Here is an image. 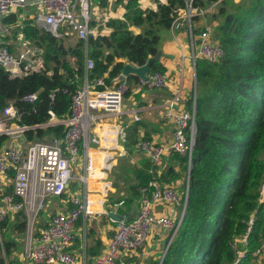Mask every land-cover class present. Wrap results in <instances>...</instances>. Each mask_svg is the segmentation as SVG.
<instances>
[{"label": "trees", "instance_id": "16d2710c", "mask_svg": "<svg viewBox=\"0 0 264 264\" xmlns=\"http://www.w3.org/2000/svg\"><path fill=\"white\" fill-rule=\"evenodd\" d=\"M155 9L142 8V0L122 5V19L108 18L94 35L83 41L69 42L68 37L55 39L43 30L24 22L26 41L43 52L45 68L51 75L34 73L12 79L0 67V113L13 102L23 113L20 124L36 126L49 119L52 109L57 119H66L71 110V97L84 78L92 85L97 80L111 86L126 63L137 67L153 59L160 45V34L169 31L183 0H164ZM213 2L215 0H208ZM106 8L104 0H92ZM118 4V3H117ZM224 15L225 9L219 8ZM94 24V23H93ZM131 28L141 30L133 34ZM201 31H194L197 35ZM219 37L226 56L219 62V78L201 69L199 81L205 86L196 93L195 134L188 182L185 213L171 241L162 264H264V251L255 255L264 244V198L259 201V187L264 175V0H252L247 8L229 14L220 25ZM86 52V53H85ZM93 67L85 69V60ZM199 68V65L198 67ZM167 69L160 60H151L147 74L165 75ZM128 84L137 85V77H127ZM129 91L125 96H129ZM37 94V100L23 103L24 95ZM53 95V102L50 100ZM193 96L185 106L190 108ZM141 123L127 126L125 148L131 152L141 139ZM61 125L25 132L26 142L62 138ZM7 138L0 136V149ZM170 165L158 180L172 185L188 176V159L174 153ZM174 166H178L176 171ZM152 164L140 158L132 164L129 157L118 160L117 178L113 184L115 196L124 198L118 215H131L132 205L139 199V189L152 175ZM14 172L9 173L12 179ZM12 193V186L4 189ZM18 202L19 199H16ZM253 224L248 232V221ZM82 226L80 220L77 224ZM40 226H43L40 224ZM87 226V225H86ZM5 232L0 235V264H18L14 254L21 252L19 243L25 237L26 216L14 214L0 223ZM44 228V226L42 227ZM246 237L245 244L240 240ZM85 257L90 262L101 253L102 244L93 229L85 228ZM21 242V241H20ZM82 237L76 236L74 249L80 250ZM243 254V257H238Z\"/></svg>", "mask_w": 264, "mask_h": 264}, {"label": "built area", "instance_id": "2783aa9c", "mask_svg": "<svg viewBox=\"0 0 264 264\" xmlns=\"http://www.w3.org/2000/svg\"><path fill=\"white\" fill-rule=\"evenodd\" d=\"M104 1L110 6L117 3L125 5L131 0ZM145 1L154 3L155 7L165 2ZM183 2L184 7L177 11L169 31L176 33L185 29L193 62L203 59L209 63H219L226 56L224 47L214 40L207 28L197 35L194 33L193 20L198 14L196 0ZM91 6L100 10L92 0H0V67L12 79L34 73L51 75L45 68L43 52L22 41L23 38L16 42L14 51L1 43L8 31V26L4 24L7 16L14 13L55 39L73 37L75 41H83L86 47L88 37L104 25V21L98 18L92 21ZM117 18L122 19V16ZM92 67L91 60L86 59L85 69ZM103 85L102 80L92 85L85 77L72 94L71 110L66 119H57L49 109L46 123L36 126L20 124L23 113L13 102L8 103L0 113V136L7 138L0 149V179L9 181L7 183L12 186L11 194H4L5 187L0 188V223L14 214L25 213L24 264H127L126 258L136 255L147 243L152 228L168 232L173 240L182 222L188 198L189 175L182 195L178 194L173 184L158 180L163 171V157L167 154L187 158L188 164H191L196 98L194 95L190 108L184 106L182 87L176 85L164 108V118L172 125V141L155 144L141 139L135 146L152 164L150 181L138 191L139 206L136 212L132 216L125 215L128 217L126 222L109 218L114 225L113 235L105 250L90 262L86 260L85 249L81 254L71 250L80 220L85 230L86 222L108 214L104 205L113 190L112 172L118 157L124 152L120 153V150L127 142V125L122 120V101L129 90L127 77L121 72L112 79L111 86L96 88ZM137 87L153 91L169 86L165 75L153 73L146 74L145 78L137 77ZM53 98L50 95L51 102ZM36 100V93L21 98L23 103L29 105ZM133 121H138L137 115H133ZM58 125L65 128L60 139L26 142L24 138L29 130ZM11 172H14L12 179L9 178ZM56 198L68 208L55 213L44 228L35 231V219L43 210L46 200ZM263 198L264 175L259 187V201ZM123 205V201H118L110 206L109 212L117 214ZM156 206L171 210L179 207L182 212L176 220L170 215H155L152 211ZM252 224L253 218L248 221V232ZM4 232L5 229L0 228V235ZM240 241L245 244L246 237ZM261 251H264V244L255 255Z\"/></svg>", "mask_w": 264, "mask_h": 264}, {"label": "crops", "instance_id": "0c3cea01", "mask_svg": "<svg viewBox=\"0 0 264 264\" xmlns=\"http://www.w3.org/2000/svg\"><path fill=\"white\" fill-rule=\"evenodd\" d=\"M251 1L252 0H215L213 2H209L208 0H196L195 5L196 7H198V14L193 20L194 31H203L207 28L210 31L211 36L214 38V40L220 44L221 40L219 37V28L225 20V17L229 14L238 13L242 9L247 8L250 5ZM141 6L142 8L148 9L156 8L154 6V3H147L145 0H142ZM219 8L225 9L224 15L218 14ZM199 11H201V14ZM123 13L124 11H122L121 13L122 16ZM25 21L27 20H23L22 17L20 18L14 13L4 19V24L8 26V31L1 39V43L4 46L8 47L11 51L15 50L14 45L17 41H19L20 38H23L22 41H26L25 36L23 34V27ZM131 31L135 35L141 33V30L138 28H131ZM20 34L22 36H20ZM184 41H187V43H189L185 29L176 33L164 31L160 34V45L158 48V53L154 57V59L160 60L167 69L165 76L168 79V88L146 91L140 89L139 87H137V85H134V83L132 82L128 84L129 89L131 88V91H129V96H124V98H127L128 102L130 101L132 103L131 107H128L126 105L125 107H123L124 115L122 117V120L124 124L127 126L130 125L133 122V115H137L138 121L139 123H141V126L138 129V136L143 137L145 135H148L151 141L155 144H166L172 141V125L167 122L164 118V108L168 98H170L171 96V91L175 88V86L181 85L182 92H184L183 104L185 106L187 98L194 95L196 98V93L198 92V89L203 86L200 84L199 81L200 74H202L200 72L201 69H204L205 72H207L209 75H212L214 77V81H216L220 76V71L217 67L219 63H209L203 59H197L198 61L193 62L190 58V49L183 45ZM198 65L199 68H197ZM189 67V73L188 75H186L185 68L189 69ZM186 78L187 86L185 83ZM123 150L124 152L121 153ZM120 153L121 157H129L132 164H136L140 158H145L138 152L136 147H134L131 152H128L124 146L120 150ZM169 155L170 154H167L163 157L162 170L168 167L171 163L169 160ZM118 160L119 159H117L116 165L112 172V184H114L117 178ZM174 167L176 171L179 170L178 166ZM7 182L9 181H4L3 179H0V188H4L7 185ZM173 186L178 192V194L182 195L185 191L184 177L173 183ZM114 190L115 189L113 186L112 192ZM112 192L109 194V196L112 195ZM137 201L138 200H135L134 204L137 203ZM57 202H59L60 204L58 203V206H56L54 214L59 211L64 212L68 208L67 206L61 203V200L57 199ZM120 209H123V206L119 208L118 211ZM136 210H132L130 216H132L136 212ZM105 211L109 213V204L107 205V210ZM118 211L116 215H118ZM152 212L155 215H170L171 217L177 220L180 217L182 210L179 207H176L175 209L171 210L170 208L163 209L160 206H156L154 207ZM123 216L125 217V215ZM102 217H104L106 220L105 224H101L100 226L99 224L96 225V229L92 227V225L87 224L86 226L88 229H93L97 234L102 244L101 253L105 250L108 240L113 235L114 229V225L109 221L110 217H108V214L97 216L92 222H95L97 219H99L97 220L98 222L100 221V218L102 219ZM48 221H40L37 224V228H35V231L42 229L43 226L45 227ZM92 222H90V224ZM40 224L43 226H40ZM75 232L76 236L82 237L83 243L80 250L74 249L73 245L71 250L75 254H81L82 250L85 249V230H83V227L79 228L76 226ZM169 239L170 234L168 232L163 231L157 227L152 228L147 243L142 249L137 252L136 255L126 258L127 264H160L162 258L165 256L164 254ZM163 246L165 247L163 248ZM22 251L23 250H21L20 255H23ZM22 260H20L19 258L18 264H22L20 263V261Z\"/></svg>", "mask_w": 264, "mask_h": 264}, {"label": "rangeland", "instance_id": "374dc122", "mask_svg": "<svg viewBox=\"0 0 264 264\" xmlns=\"http://www.w3.org/2000/svg\"><path fill=\"white\" fill-rule=\"evenodd\" d=\"M243 1H245V0H243ZM122 11H124L123 6L122 5H119V4L110 5V6H107L106 8H103V9L100 8L99 11L98 10H95L93 8V6L90 7V15H91L92 21H95L96 18H98L99 20H102V21H106L108 18H117L119 16H122L121 15ZM68 41L69 42H74L75 39L70 37L68 39ZM183 45L189 48V43H187V41H184L183 42ZM196 61H198V60H196ZM189 70H190V67H189V69L185 68L186 75H188ZM185 83H186V86H187V78H186ZM122 105H123V107H125V105L128 106V107H131L132 106V103L130 101L128 102L127 101V98H124L123 97ZM120 158H121V156L118 157V159H120ZM117 171H118V169H117ZM186 177H184V185H185V182H186ZM114 180H115V178H114ZM6 184H7L6 186L9 185V183H6ZM115 192L116 191L114 190L112 192V194L115 193ZM123 199L124 198H121V197H118V196H115V198L111 199V197L109 196L108 199H107L106 207L104 205V210H107V205L108 204H109V206H111V205H113L114 203H116L118 201H122ZM58 203L59 202H57V199H47L46 200L45 206H44L43 210L39 213L38 217L35 219L34 228H37V224L40 221L41 222H46V221L49 220V218L54 214L55 209H56V206H58ZM138 206H139L138 202L135 203V204H133L132 205L133 210H136L138 208ZM97 220H99V219H97ZM97 220L95 222H92L91 224H90V222H86L84 227L86 228V225L88 224V225H92V227H94L96 229V225L99 224V226H100L101 224H105V221H106L104 217H102V219L100 218V221H98V222H97ZM82 227H81V225H79V228H82ZM25 239H26V233H25V237L22 240L20 239L21 242L19 241V243H20V245L22 247V250L24 249L23 246L25 247V244H24L25 243ZM164 247L165 246H163V248ZM20 253L21 252H19V254H14V257L15 258H18V259L20 258V260H22L23 259L22 258L23 255L22 254L20 255ZM238 257H241V254H239ZM20 263L23 264L24 263L23 260L20 261Z\"/></svg>", "mask_w": 264, "mask_h": 264}, {"label": "water", "instance_id": "95a60500", "mask_svg": "<svg viewBox=\"0 0 264 264\" xmlns=\"http://www.w3.org/2000/svg\"><path fill=\"white\" fill-rule=\"evenodd\" d=\"M151 60H155L154 58L151 59ZM151 60H149L145 65L141 66V67H137V66H134L133 64H130V63H126L123 67V70H122V74L123 76L125 77H128L130 75H133V76H136V77H141V78H145V75L147 74L148 72V69H149V64L151 62ZM188 175L190 173V170H191V164L189 165V168H188ZM108 217L112 218L113 220H116V221H120L121 219H123L125 222L128 220V217H122V216H119V215H116L112 212H109L108 213ZM171 239L169 240L168 244H167V248H166V251L171 243ZM165 251V252H166ZM165 255V254H164ZM164 258V257H163ZM163 258H162V261L160 264H162L163 262Z\"/></svg>", "mask_w": 264, "mask_h": 264}]
</instances>
